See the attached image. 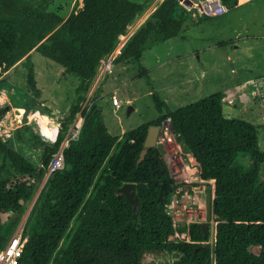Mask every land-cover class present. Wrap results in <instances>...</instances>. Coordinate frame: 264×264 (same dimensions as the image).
<instances>
[{"label":"trees","instance_id":"trees-1","mask_svg":"<svg viewBox=\"0 0 264 264\" xmlns=\"http://www.w3.org/2000/svg\"><path fill=\"white\" fill-rule=\"evenodd\" d=\"M70 1L0 0V67L8 71L22 59L28 68L27 87L37 97L33 49L79 78L77 98L58 141L45 145L30 131L44 144L40 165L10 146L15 137L24 139L22 129L1 144L0 249L42 185L101 60L147 5L135 0H83L80 10L67 15ZM222 1L235 8L236 0ZM189 14L182 1L164 0L131 36L116 63L141 64L151 43L182 33ZM140 74H148L142 65ZM152 95L158 117L114 134L105 122L97 88L83 113L79 138L65 150L64 168L50 175L27 219L28 240L18 264H168L171 259L174 264H212L213 253L216 264H264V253L258 256L250 250L253 245L264 249V149L258 126L236 116L234 107L226 109L224 91L177 109H171L158 92ZM165 123L200 162L202 178L215 183L213 248L211 230H204L202 222L175 226L169 205L187 184L173 177L160 146L149 148L139 162L150 126ZM126 183L136 185L140 200L136 216L133 205L118 192ZM176 232H188L189 239H171Z\"/></svg>","mask_w":264,"mask_h":264},{"label":"rangeland","instance_id":"rangeland-1","mask_svg":"<svg viewBox=\"0 0 264 264\" xmlns=\"http://www.w3.org/2000/svg\"><path fill=\"white\" fill-rule=\"evenodd\" d=\"M135 1L147 2V5L130 25L131 28L127 29L133 30V34L144 18L164 0ZM182 3L191 10L188 2ZM82 7L83 0H71L67 15ZM30 54L35 64L39 97L27 87L28 68L22 63V59L8 71L0 67V118L7 117L0 126V166L4 163L1 144L13 138L18 129L25 133L24 139L15 137L10 146L36 165H40L44 144L54 143L47 135H52L53 132L56 134L58 131V127L49 125L53 124L49 120L57 126L65 123L77 98L79 78L76 75L65 73L59 65L35 49ZM141 65L147 69L148 74H140ZM259 78H264V0H253L217 17L196 19L192 13L189 14L186 26L179 36L164 42L151 43L149 49L144 52L141 64L116 63L114 73L104 78L103 83L93 91L95 93L97 88L101 89L100 103L110 131L123 134L158 117L152 95L155 91L167 101L171 109H177L223 91L224 86ZM91 88L93 89V84ZM114 92L119 93L122 100L120 106L112 102L111 96ZM89 94L90 90L85 99ZM130 107H133L131 111ZM230 107L237 110L236 116L252 121L258 126L260 145L264 149V111L257 102L252 100L245 104L237 100L233 104L226 103V109ZM168 128L165 123L159 136L165 138L169 134L172 137L171 144L167 147L164 144L159 145L164 155L172 159L176 157L178 150H186L181 144V147L179 146V142ZM31 130L44 144L31 135ZM183 157L185 158L184 154ZM242 160L250 164L248 157H242ZM179 181L185 184L182 180ZM186 183L188 185L182 188L181 194L176 195L177 200L173 208L176 221L178 224L191 221L208 222V193L214 189L213 182L203 179ZM195 189L203 190L199 201L203 212L200 211L199 203L194 201ZM40 193L41 191L36 192L28 204V218ZM183 196L186 197L182 199ZM180 208L181 211L188 208L194 211L179 213ZM213 226L212 219L208 227L211 233ZM180 239L186 238L181 235Z\"/></svg>","mask_w":264,"mask_h":264},{"label":"built area","instance_id":"built-area-1","mask_svg":"<svg viewBox=\"0 0 264 264\" xmlns=\"http://www.w3.org/2000/svg\"><path fill=\"white\" fill-rule=\"evenodd\" d=\"M190 1L191 3L189 7L191 8V13L193 17L196 19L221 16V15L228 13L232 9V7L225 4L222 0H190ZM251 1L253 0H236L235 7L247 4ZM130 28L131 26H129V29ZM133 32H134L133 30L131 31L127 30L125 33H122L118 38L115 48L101 60L97 74L92 83L93 89L92 88L90 89L89 96L82 103L81 109L76 114L74 120L70 123L69 127L66 129L63 140L60 142L59 148L51 161V164L48 168L44 181L40 187V190L44 186V184L47 182L51 174L55 173L59 169L64 168L65 150L71 145V143L74 140H77L79 138V135H80L83 123H84V118H85L83 113L90 106V101L94 93L93 91L94 88L101 85L103 83L102 81L104 78L114 73L116 61L118 57L121 55L124 46L126 45L128 40L131 38ZM111 97H112V102L114 105L120 106L122 104V100L118 92H114ZM237 100H240L241 102L245 104L254 100L257 102L259 107L264 111V78L250 79L246 81L245 83L237 85L235 88L225 92V96L223 98V101L225 103L233 104ZM6 119L7 117L5 116L3 118H0V126L2 122L4 123ZM57 127H58V131L56 133L55 139L53 140L54 143L58 141L59 134L63 130L62 125L57 126ZM169 130L170 128H168V131ZM171 141H172V137L169 134H167L165 138H162V136L158 137V145L164 144L167 147L169 146V144H171ZM179 146L181 147L180 143H179ZM183 154L185 155V158L183 157ZM166 159L168 161L173 177L177 179L178 181L182 180V182L187 184L186 182L191 183L194 181L197 182L199 180H203L201 164L191 151H187V150L182 151L180 149L177 151L176 157H173L172 159H168L166 157ZM211 182H213L212 184L214 186L215 185L214 181H211ZM202 192L203 190L197 191V189H195L194 201L196 204L199 203ZM176 200L177 199L175 195L172 197L171 203L169 205L168 212L172 214L173 216H174L173 208H174V204ZM198 206L200 208V211L203 212L202 204L199 203ZM170 208H172V210H170ZM184 211L193 212L194 210L188 208V209H185ZM184 211H181V208L178 209L179 213H184ZM27 219H28V214L26 215L25 213L23 219L20 221L16 229L13 231L6 245L0 249V264H18L19 258L22 256L25 243L28 240V238L25 236V227H26ZM210 222L211 220H209V223ZM180 224H178V222L175 219V226H178ZM213 224H214L213 231L211 233V238L209 240V244L212 245V248H213V245L215 244V240H214L215 222L214 220H213ZM181 235L189 239L188 232H185V233L176 232V234L171 236V239H175V240L180 239ZM250 250L258 256L264 253V249L260 245H253L250 247ZM168 264H174L173 259H171L168 262ZM212 264H216L214 253H213V258H212Z\"/></svg>","mask_w":264,"mask_h":264},{"label":"water","instance_id":"water-1","mask_svg":"<svg viewBox=\"0 0 264 264\" xmlns=\"http://www.w3.org/2000/svg\"><path fill=\"white\" fill-rule=\"evenodd\" d=\"M184 1V0H180ZM185 2H188L189 4L191 3L190 0H185ZM133 107H130V111L132 110ZM161 127L158 125H152L150 126L148 130V134L146 137L145 141V147L143 151L141 152V156L139 159V162L145 159L149 148L156 147L158 145V137L160 135ZM262 171L264 172V163L262 164ZM43 188V187H42ZM41 188V190H42ZM40 190V191H41ZM119 193L124 194L129 202L133 205L134 208V214L135 216L138 214L139 207H140V200L138 198V195L136 193V185L133 183H126L122 187L118 189ZM214 199L215 195L212 192L208 193V219L212 220L213 219V204H214ZM186 226V222L183 224ZM210 223L208 222H203V229H207L209 227Z\"/></svg>","mask_w":264,"mask_h":264},{"label":"crops","instance_id":"crops-1","mask_svg":"<svg viewBox=\"0 0 264 264\" xmlns=\"http://www.w3.org/2000/svg\"><path fill=\"white\" fill-rule=\"evenodd\" d=\"M163 1H161L159 4H157L156 5V7L154 8V10L151 12V13H149L148 15H147V17L146 18H144V20L142 21V23H140V26L147 20V18L158 8V6L162 3ZM140 26H138V28L136 29V31L139 29V27ZM197 53V52H196ZM246 81H248V80H246ZM243 83H245V81H243V82H240V83H236V84H234L233 86H224L225 88H224V92H226V91H228V90H231V89H233V88H235L237 85H240V84H243ZM19 110H22V108H18ZM39 115V114H38ZM48 137H49V139L51 140V141H53L54 139H55V137H56V134L53 132L52 133V135H47ZM47 137V138H48ZM214 191V190H213ZM212 192V191H211ZM213 193V192H212ZM214 194V193H213ZM186 196H183L182 197V199L183 198H185ZM183 201V200H182ZM185 222H183V224H184Z\"/></svg>","mask_w":264,"mask_h":264},{"label":"bare ground","instance_id":"bare-ground-1","mask_svg":"<svg viewBox=\"0 0 264 264\" xmlns=\"http://www.w3.org/2000/svg\"><path fill=\"white\" fill-rule=\"evenodd\" d=\"M54 114H55V113H54ZM46 119H48V118H46ZM58 120H59V119H58ZM46 121H47V120H46ZM49 122H52V123H53V124H49V125H51V126H54V125H55V126L57 127V125L55 124V122H53V121H51V120H49ZM56 127H55V128H56ZM55 128H54V129H55ZM54 129H53V130H54ZM53 130H51V131H53Z\"/></svg>","mask_w":264,"mask_h":264},{"label":"flooded vegetation","instance_id":"flooded-vegetation-1","mask_svg":"<svg viewBox=\"0 0 264 264\" xmlns=\"http://www.w3.org/2000/svg\"><path fill=\"white\" fill-rule=\"evenodd\" d=\"M188 225V223H186V226Z\"/></svg>","mask_w":264,"mask_h":264},{"label":"clouds","instance_id":"clouds-1","mask_svg":"<svg viewBox=\"0 0 264 264\" xmlns=\"http://www.w3.org/2000/svg\"><path fill=\"white\" fill-rule=\"evenodd\" d=\"M214 193V191H212Z\"/></svg>","mask_w":264,"mask_h":264}]
</instances>
